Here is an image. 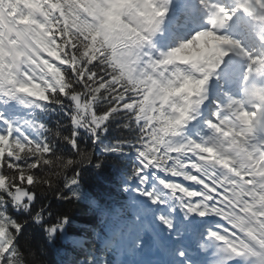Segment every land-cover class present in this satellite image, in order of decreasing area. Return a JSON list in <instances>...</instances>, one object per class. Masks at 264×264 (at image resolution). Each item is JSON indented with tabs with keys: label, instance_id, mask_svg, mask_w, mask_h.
Instances as JSON below:
<instances>
[{
	"label": "snow or ice",
	"instance_id": "obj_1",
	"mask_svg": "<svg viewBox=\"0 0 264 264\" xmlns=\"http://www.w3.org/2000/svg\"><path fill=\"white\" fill-rule=\"evenodd\" d=\"M58 245L264 264V0H0V264Z\"/></svg>",
	"mask_w": 264,
	"mask_h": 264
},
{
	"label": "trees",
	"instance_id": "obj_2",
	"mask_svg": "<svg viewBox=\"0 0 264 264\" xmlns=\"http://www.w3.org/2000/svg\"><path fill=\"white\" fill-rule=\"evenodd\" d=\"M107 174V173H106ZM92 178L93 181H90L88 179L86 185H85V191L90 193V194H93V195H99L103 192L104 190V184L101 180L99 179H96L94 177H90ZM84 209V206L83 205H77V206H74L73 207V215L78 217L81 215L80 211ZM79 221V220H78ZM62 246L61 245H58L56 248H48L47 249V253H50V251H57V252H60V248ZM45 252V255L43 256V260H44V264H51L49 262V257L47 255V253ZM62 253H60L61 255Z\"/></svg>",
	"mask_w": 264,
	"mask_h": 264
}]
</instances>
